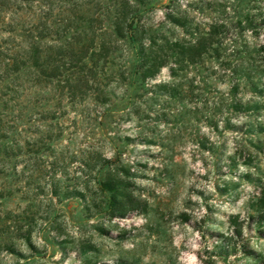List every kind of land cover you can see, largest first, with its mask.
I'll return each mask as SVG.
<instances>
[{"label":"rangeland","instance_id":"1","mask_svg":"<svg viewBox=\"0 0 264 264\" xmlns=\"http://www.w3.org/2000/svg\"><path fill=\"white\" fill-rule=\"evenodd\" d=\"M33 6L60 34L104 44L106 102H27L21 135L51 147L0 166V264H264V0ZM152 38L186 49L146 77Z\"/></svg>","mask_w":264,"mask_h":264},{"label":"trees","instance_id":"2","mask_svg":"<svg viewBox=\"0 0 264 264\" xmlns=\"http://www.w3.org/2000/svg\"><path fill=\"white\" fill-rule=\"evenodd\" d=\"M7 2L0 3V166H8L14 159H24L29 147H37L35 154L39 159H44L45 156L40 153L42 147H51L50 138L43 132L32 141L21 135L22 121L26 116L24 107L28 106V101L39 103L52 93L60 108L75 105L87 98L106 102L101 98L106 93L100 67V61L106 58L105 54L100 53L105 48L104 44L96 38L85 41L68 36L67 29L60 34V29L55 28V24L47 18L42 22L44 18L33 10V4L40 0ZM20 2L30 5L27 10L31 15H27ZM132 22L133 19L126 26L131 27ZM175 23L184 25L178 20ZM216 29L213 26V30L202 38L207 41V36L218 33ZM122 30L120 25H116L114 35L123 36ZM61 35L67 38L63 39ZM161 40L152 38L148 46H140L136 67L146 77H152L161 66V54L169 55L175 49L185 52L186 46L180 41L169 38ZM43 161L44 166H51L49 161ZM106 162L107 158L101 156L97 165L104 166ZM80 164L90 166L88 161H81ZM102 187L110 191L118 186L105 181ZM115 200L117 198L113 195L112 201ZM240 235V230L234 233L236 237ZM12 247L10 245L8 249Z\"/></svg>","mask_w":264,"mask_h":264}]
</instances>
